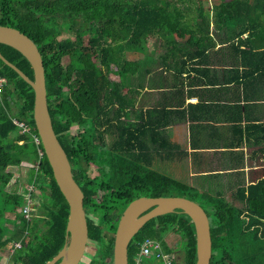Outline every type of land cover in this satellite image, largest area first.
<instances>
[{
	"label": "trees",
	"instance_id": "obj_1",
	"mask_svg": "<svg viewBox=\"0 0 264 264\" xmlns=\"http://www.w3.org/2000/svg\"><path fill=\"white\" fill-rule=\"evenodd\" d=\"M232 1L235 19L225 17L221 5L214 6L212 19L201 0H0V26L27 35L41 54L52 127L84 197L88 243L95 248L87 264H114L116 218L139 197L195 202L210 221L211 264H264V179L235 191L237 206L222 191H195L139 160L138 124L127 116L138 91L128 82L150 76L159 61L169 68L176 61L199 60L216 46L213 20L215 29L237 31L227 39L240 41L247 49L242 55L264 57V50L252 47L264 30V0ZM88 30L92 36L84 43ZM62 34L74 40H59ZM0 53L34 81L33 68L20 52L0 44ZM0 76L7 81L0 94V264L4 259V264H47L67 242L68 205L42 143L35 141L40 138L33 88L1 60ZM15 121L25 122L32 134L22 133ZM96 157L97 176L90 177ZM28 185L33 217H16V230L9 235V223L1 221L25 207ZM146 240L157 243L164 255L181 253V260L171 264L196 262L194 227L181 211L147 223L128 246V264L135 263ZM18 242L23 249L16 250ZM150 258L139 264H163Z\"/></svg>",
	"mask_w": 264,
	"mask_h": 264
},
{
	"label": "crops",
	"instance_id": "obj_2",
	"mask_svg": "<svg viewBox=\"0 0 264 264\" xmlns=\"http://www.w3.org/2000/svg\"><path fill=\"white\" fill-rule=\"evenodd\" d=\"M215 26L213 20L216 46L199 60L176 61L169 68L159 61L150 76L128 82L138 91L127 116L138 124L139 160L150 169L159 164L164 173L154 171L195 191H238L264 179V57L242 55L240 41L227 39L237 31ZM260 36L252 41L256 52L264 50L257 46ZM20 210L17 217L29 221ZM7 217L10 235L17 221Z\"/></svg>",
	"mask_w": 264,
	"mask_h": 264
},
{
	"label": "water",
	"instance_id": "obj_3",
	"mask_svg": "<svg viewBox=\"0 0 264 264\" xmlns=\"http://www.w3.org/2000/svg\"><path fill=\"white\" fill-rule=\"evenodd\" d=\"M0 44L20 52L31 64L34 81L0 53V60L15 70L34 90V121L56 185L68 205L66 244L47 264H80L88 243L84 197L72 177L65 152L54 133L48 112L44 67L41 54L27 35L11 27L0 26ZM181 211L194 227L196 241L195 264H211L213 243L209 218L195 202L182 197H139L130 202L120 217L115 234L114 264H128L127 250L131 240L150 221Z\"/></svg>",
	"mask_w": 264,
	"mask_h": 264
},
{
	"label": "rangeland",
	"instance_id": "obj_4",
	"mask_svg": "<svg viewBox=\"0 0 264 264\" xmlns=\"http://www.w3.org/2000/svg\"><path fill=\"white\" fill-rule=\"evenodd\" d=\"M201 1L203 2V6L205 7V11L207 13H213L214 12V6L219 5L220 3H222V9L224 11H226L227 14H230V16H234V17L236 16V13H235V4L233 3L232 0H201ZM234 17H232V19H234ZM91 36H92V32H90L89 30L86 31L83 34V41H84V43H86L87 40H88V38H90ZM68 37H69L70 40H72V41L74 40V37L69 36V35H66V34L60 35V37H58V39L61 40V39L68 38ZM260 37L263 40L257 46L264 45V33L263 32H261V36ZM148 48L149 49H153L154 48V42H153V40H148ZM157 50H158V48H157ZM159 51H160V49H159ZM162 53H164L163 50H162ZM129 58H130V55H129ZM73 59H74V63H75V57H73ZM64 62L67 63L68 62V59H65ZM112 78L113 79H117V77H115V76H112ZM121 89L124 90L126 88L124 86H121ZM97 165H99V158L98 157H96L95 162L93 164H91V166L89 168V172L88 173H89L90 177L97 176V168H98ZM161 167L162 166H160L159 164H156V163H154L153 166H152L153 169L163 172V170H161ZM20 171L22 172V174H23V172L24 173L26 172L24 176H26L28 174L27 177H31L30 170L25 169V168H21ZM165 173H167L166 170H165ZM222 193L224 194L225 198L228 201L232 202V204H234L235 206L238 205V202H236L235 201V198H234L235 191H222ZM19 215H20L19 213H16V214L10 215V216L17 217ZM8 219H9V217H7L6 219L2 220L1 221V224L9 223L10 221ZM12 223H14V222H12ZM172 243H175V241L172 242ZM94 250H95V248L93 247V245H91V244L88 243L87 249L85 251V254H84L83 259L80 262V264H87L89 262V260H90V257L93 256ZM177 257H178V261H180L181 260V253H178L177 254ZM149 259L152 260V258H149ZM4 261H6V260L4 259L3 261H1V264H4L5 263ZM8 263L9 262H7L6 264H8Z\"/></svg>",
	"mask_w": 264,
	"mask_h": 264
},
{
	"label": "built area",
	"instance_id": "obj_5",
	"mask_svg": "<svg viewBox=\"0 0 264 264\" xmlns=\"http://www.w3.org/2000/svg\"><path fill=\"white\" fill-rule=\"evenodd\" d=\"M6 83H7L6 79L0 76V93L2 92V89L6 85ZM15 123L19 126L22 133L32 134V129L25 122L15 121ZM35 141L37 143L40 142V140L38 138H36ZM20 211H21V214L26 219H28V220L30 219V216H31V199H30L29 195L26 198L25 207ZM15 248H21V244L17 243L15 245ZM150 256H155L156 259H160L163 264H171V261H173L172 255H164L163 253H161L160 247L157 243L150 241V240H146L142 244V246L140 248V253H139L138 257L136 258L134 264H139L141 258H144V257L148 258Z\"/></svg>",
	"mask_w": 264,
	"mask_h": 264
},
{
	"label": "flooded vegetation",
	"instance_id": "obj_6",
	"mask_svg": "<svg viewBox=\"0 0 264 264\" xmlns=\"http://www.w3.org/2000/svg\"><path fill=\"white\" fill-rule=\"evenodd\" d=\"M148 198H149V197H148ZM155 198H156V197H155ZM125 209H126V208H125ZM125 209H124V210H125ZM124 210L121 212V215L119 216V218H116L117 224H118V221H119L120 217L122 216ZM84 213H85V217H86V210H85V209H84ZM32 217H33V216H32V210H31V216H30V218H32ZM116 227H117V226H116ZM19 243L21 244V248H16V250L23 249V244H22L21 242H19ZM16 244H17V243H16ZM16 244H15V245H16ZM87 245H88V243H87ZM86 249H87V247H86ZM177 254H178V251L175 250V252H174L173 255H172L173 261L176 262V263H177V261H178ZM144 258H146V257H144ZM148 258H149V257H148ZM173 261H171V262H173Z\"/></svg>",
	"mask_w": 264,
	"mask_h": 264
}]
</instances>
